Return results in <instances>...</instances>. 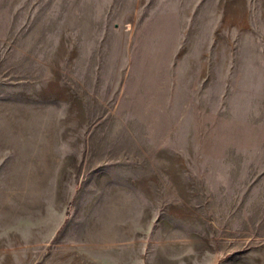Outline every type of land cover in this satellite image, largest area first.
<instances>
[{"label": "rangeland", "instance_id": "1", "mask_svg": "<svg viewBox=\"0 0 264 264\" xmlns=\"http://www.w3.org/2000/svg\"><path fill=\"white\" fill-rule=\"evenodd\" d=\"M0 264H264V0H0Z\"/></svg>", "mask_w": 264, "mask_h": 264}]
</instances>
